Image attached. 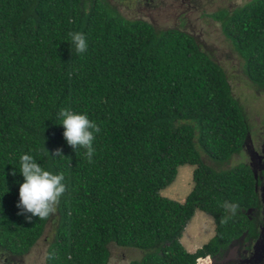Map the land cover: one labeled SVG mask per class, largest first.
<instances>
[{"label": "trees", "instance_id": "16d2710c", "mask_svg": "<svg viewBox=\"0 0 264 264\" xmlns=\"http://www.w3.org/2000/svg\"><path fill=\"white\" fill-rule=\"evenodd\" d=\"M211 17L264 90V0ZM72 31L86 35L85 53L70 50ZM61 108L99 126L91 163L66 143ZM249 132L225 70L189 32L126 18L112 0H0L1 251L28 254L53 222L47 264H108L111 243L144 250L130 264H198L242 234L258 203L247 163L215 169L201 152L226 162ZM57 149L64 158L49 156ZM24 153L65 175L47 218L19 214ZM187 164L185 200L163 196ZM198 210L213 217L215 234L190 252L181 237Z\"/></svg>", "mask_w": 264, "mask_h": 264}, {"label": "rangeland", "instance_id": "374dc122", "mask_svg": "<svg viewBox=\"0 0 264 264\" xmlns=\"http://www.w3.org/2000/svg\"><path fill=\"white\" fill-rule=\"evenodd\" d=\"M119 12L126 18H142L150 21L158 30L177 27L194 35L202 49L225 70L234 97L240 102L250 132L255 135L264 132V90L257 89L244 71V60L235 50L232 42L224 35L222 25L211 14L220 9L232 10L251 0H112ZM202 159L215 169H227L249 160L244 150L234 154L228 161L213 160L203 152ZM193 166L183 165L178 169L176 179L161 194L183 202L193 186ZM215 234L212 216L196 211L187 223L181 242L194 252L206 244ZM54 238L53 222H49L43 236L31 251L24 256H11L0 250V264H47L46 256ZM111 257L108 264H130L140 259L142 249L109 245ZM205 259V258H204ZM200 260L201 264L207 261ZM198 259V264H200Z\"/></svg>", "mask_w": 264, "mask_h": 264}, {"label": "clouds", "instance_id": "9594fccd", "mask_svg": "<svg viewBox=\"0 0 264 264\" xmlns=\"http://www.w3.org/2000/svg\"><path fill=\"white\" fill-rule=\"evenodd\" d=\"M67 43L71 46L70 50L77 54L85 53L89 46L86 35L80 31L70 32ZM57 117L59 124L64 128L63 137L66 143L74 150L84 149V155L91 163L95 153V135L100 132L99 126L86 113L77 112L72 108H61ZM47 154L49 155L48 152ZM49 156L64 158L59 149ZM18 163L19 168L16 169L23 178L19 185V214H30L26 217L29 220L33 217L47 218L66 192L65 175L63 172L45 169L35 156L28 153L21 154Z\"/></svg>", "mask_w": 264, "mask_h": 264}, {"label": "flooded vegetation", "instance_id": "af4514ba", "mask_svg": "<svg viewBox=\"0 0 264 264\" xmlns=\"http://www.w3.org/2000/svg\"><path fill=\"white\" fill-rule=\"evenodd\" d=\"M248 134L242 150L255 174L258 203L246 211L249 225L242 234L215 254L199 258V262L204 259L206 264H264V132L255 137Z\"/></svg>", "mask_w": 264, "mask_h": 264}, {"label": "water", "instance_id": "95a60500", "mask_svg": "<svg viewBox=\"0 0 264 264\" xmlns=\"http://www.w3.org/2000/svg\"><path fill=\"white\" fill-rule=\"evenodd\" d=\"M248 136H249V134H248Z\"/></svg>", "mask_w": 264, "mask_h": 264}]
</instances>
